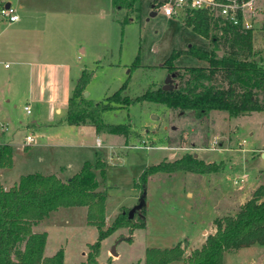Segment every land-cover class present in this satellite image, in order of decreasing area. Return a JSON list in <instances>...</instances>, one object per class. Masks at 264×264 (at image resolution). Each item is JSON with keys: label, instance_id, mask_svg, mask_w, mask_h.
Listing matches in <instances>:
<instances>
[{"label": "rangeland", "instance_id": "1", "mask_svg": "<svg viewBox=\"0 0 264 264\" xmlns=\"http://www.w3.org/2000/svg\"><path fill=\"white\" fill-rule=\"evenodd\" d=\"M6 1L20 13L23 9L19 5L26 2ZM164 1L136 0L135 7L140 8L136 12L116 7L112 0H79L74 23L76 38L81 43L76 56H79L81 69L90 73L85 85L88 98L100 101L123 84L126 85L123 93L130 97L156 89L164 84L168 73L161 64L174 48H185L191 43L210 47L209 38L183 24V13L168 17L155 10L156 15L150 16L151 5ZM253 36L254 47L260 49L264 61V27H258ZM81 47L86 49L80 51ZM136 58L139 64L133 67ZM174 62L179 65L207 63L189 53L177 55ZM175 81L176 78L172 83ZM26 100L19 92L10 95L9 101L0 102V122L7 120L12 127L19 124V120L29 123L39 110L41 120L49 117L47 109L35 106L32 113L27 114L23 109ZM65 113L63 106L61 112L53 113V118H63ZM102 118L110 123H129L134 137L126 139L122 135L100 132L103 145L94 148L96 130L91 124L78 128L63 121L48 129L35 125L28 129L35 141L26 150L16 148L14 142L15 166L4 169V179L8 182L15 178L11 181L14 184L20 173L51 172L42 161L45 158L63 178L78 170L84 160L104 158L108 165L105 177L98 175V189L106 193V225L120 211L128 214L145 189L146 205L131 217L132 222L139 225L120 226L104 238L95 264H145L147 248L162 249L178 243L185 249L183 258L166 264H184L192 250L214 231L216 218L236 212L264 181V170H259L264 168V157L250 149L264 145V110L249 118L230 116L225 110H212L205 119L198 117L197 112H183L163 102L143 100L105 110ZM234 125H238L237 131L233 130ZM257 126L260 132L256 131ZM22 129L20 137L28 131L25 127ZM11 131L0 132V141L3 142ZM243 139L244 145H240ZM213 140L220 148H210ZM186 151L206 162L213 161L218 168L208 172L157 171L148 175L142 187L139 176L145 167L160 161L170 162ZM258 170L259 179L256 180ZM242 176L244 181L233 183L235 177ZM33 229L48 232L46 255L64 248L65 264L86 261L90 244L97 238V228L86 223L84 205L52 210ZM119 236L122 239L115 256L110 253V247ZM18 245L22 248L23 241ZM224 264H264V244L228 250L224 254Z\"/></svg>", "mask_w": 264, "mask_h": 264}, {"label": "trees", "instance_id": "2", "mask_svg": "<svg viewBox=\"0 0 264 264\" xmlns=\"http://www.w3.org/2000/svg\"><path fill=\"white\" fill-rule=\"evenodd\" d=\"M136 0H112L116 7L139 11ZM153 9L156 5H151ZM183 24L198 35L210 39V47L202 48L194 43L185 48H174L161 66L168 73L174 72L173 87L147 89L130 97L123 93L121 85L100 101L84 95L90 73L83 69L68 97L65 120L70 124H91L97 133L105 132L134 137L129 123H110L102 118V112L133 101L153 100L163 102L179 111H193L207 119L212 110H225L230 116L264 110V61L260 49L254 47L253 31H238L203 11H189ZM264 27V25H263ZM219 51L221 53L219 54ZM181 53L192 54L207 63L203 65H179L174 62ZM139 64L137 58L133 67ZM13 164V147L0 141V168ZM107 161L97 156L94 161L85 160L69 177L40 171L21 174L13 185L6 188L0 178V264H65L64 248L52 255L44 253L48 233L35 231L33 226L61 206H86V223L97 228V238L90 244L86 261L77 264H95L104 238L123 225L135 227L125 210L120 211L106 225V193L98 189L99 179L106 175ZM218 168L213 161L205 162L195 153L186 151L172 161L150 164L140 173L142 187L149 174L157 171L179 169L208 172ZM264 184H260L252 196L234 213L215 220L214 231L204 242L195 247L184 264H224V254L252 244H264ZM144 223V219L142 221ZM140 223V224H142ZM130 240V238H129ZM23 241V247L19 242ZM184 247L178 243L172 247H149L145 264H166L182 259Z\"/></svg>", "mask_w": 264, "mask_h": 264}, {"label": "crops", "instance_id": "3", "mask_svg": "<svg viewBox=\"0 0 264 264\" xmlns=\"http://www.w3.org/2000/svg\"><path fill=\"white\" fill-rule=\"evenodd\" d=\"M78 2L79 0H26L25 4L19 5V8L23 10L21 13L18 12L19 20L17 22L4 24L0 21V102L9 101L10 95L20 92L27 99L24 105L29 104L31 107L30 113L25 111L27 114L32 113L33 106L37 109H47L46 115L49 114L48 118L41 120L42 112L39 110L31 122L23 123L19 120V124H15V127L10 126L9 121L2 120L8 122L10 126L8 130H12L8 137L3 140L13 147V164L9 167L15 166V144L16 148H23L24 150L29 149L32 145L33 142L25 143V135L31 133L28 129L35 125H42L48 129V127H56L55 124L64 121L69 125H77L78 128L86 126L84 124H70L65 120V116L58 120L53 118V113L61 112L63 106L67 109L68 97L84 69L78 65L79 56H76L77 48L81 43L79 38H76L74 23ZM84 49L86 48L81 47L80 51H84ZM6 63L8 64L6 65ZM259 111H251L239 116L249 118L256 116ZM23 127L28 131L20 137L18 135ZM259 127H256L257 132L261 131L258 130ZM39 129L41 128L39 127ZM238 129V125H234L233 130L237 131ZM6 131L2 132L5 133ZM250 133L253 134L254 132L251 131ZM99 135L96 132V137ZM100 138L103 145L104 140L102 137ZM221 144L222 140L219 141V145ZM102 145L98 146L95 138L93 147L100 148ZM250 149L252 152L263 156L264 145ZM42 161L51 171L43 173H55L62 177L61 172L52 168L51 165L49 166L46 158ZM6 168L8 167L0 168V178L4 186L8 188L13 185L11 181H14L15 178L8 182L4 179V169ZM262 169L264 170V168L259 170ZM259 170L255 175L256 180L259 179L257 177ZM73 173L67 174L65 178ZM21 174L25 173L19 175ZM18 178L19 176L16 179L18 180ZM260 184H264V181H261ZM262 199H264V195Z\"/></svg>", "mask_w": 264, "mask_h": 264}, {"label": "built area", "instance_id": "4", "mask_svg": "<svg viewBox=\"0 0 264 264\" xmlns=\"http://www.w3.org/2000/svg\"><path fill=\"white\" fill-rule=\"evenodd\" d=\"M0 1V21L4 24H12L19 20V13L11 2ZM161 11L165 16L173 17L183 13V17L189 11H203L213 18L220 19L230 28L238 31H255L264 25V0H165L159 2L154 8ZM8 63H6L7 65ZM27 113L31 112L29 104L24 105ZM9 123L0 122V132L9 129ZM35 141L31 133L25 135V143L30 144ZM245 142L243 139L240 145ZM96 144L102 145V139L96 137ZM216 140L211 142L210 148H220ZM151 147V146H146ZM244 177H235L233 183L238 184L244 181Z\"/></svg>", "mask_w": 264, "mask_h": 264}, {"label": "water", "instance_id": "5", "mask_svg": "<svg viewBox=\"0 0 264 264\" xmlns=\"http://www.w3.org/2000/svg\"><path fill=\"white\" fill-rule=\"evenodd\" d=\"M6 6L9 5V3L7 2L5 4ZM156 15V11L153 10V7H152V12L150 13V16H155ZM173 76H174V72H171V73H167L165 78H164V84L162 85L163 89H170L173 87V83H172V80H173ZM87 91H84V95L86 96L87 95ZM263 156H264V153H263ZM145 194H146V191L145 189L142 190V192L140 193L139 195V198H138V202L129 209L128 211V216L131 218L132 215L134 214L135 211L143 208L145 205H146V201H145ZM122 239L121 236H119L111 245L110 247V253L112 255H115L117 256L118 255V251H117V245L119 243V241Z\"/></svg>", "mask_w": 264, "mask_h": 264}]
</instances>
